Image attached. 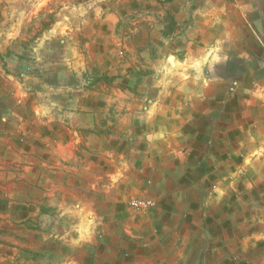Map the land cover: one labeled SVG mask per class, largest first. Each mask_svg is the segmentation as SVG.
<instances>
[{
  "label": "crops",
  "instance_id": "1",
  "mask_svg": "<svg viewBox=\"0 0 264 264\" xmlns=\"http://www.w3.org/2000/svg\"><path fill=\"white\" fill-rule=\"evenodd\" d=\"M81 2L14 12V38L48 21L45 83L19 106L0 91V224L5 193L77 223L85 179L97 222L144 242L105 264H264V0ZM132 192L155 193L135 223Z\"/></svg>",
  "mask_w": 264,
  "mask_h": 264
},
{
  "label": "rangeland",
  "instance_id": "2",
  "mask_svg": "<svg viewBox=\"0 0 264 264\" xmlns=\"http://www.w3.org/2000/svg\"><path fill=\"white\" fill-rule=\"evenodd\" d=\"M64 1H68L69 5L82 3V0ZM0 7L4 12L8 13L7 17H4L6 24H4L3 33L0 36L5 55V60L0 63V91L9 94L7 98H4L3 102L6 99L14 100V102L19 103V106L22 101L28 98H36L29 96V94L23 97L14 96L15 90L22 89L30 90L31 92L34 89L41 90L44 88L43 75L39 71L41 66L38 67L36 65L40 59L34 56L35 54L30 49V46L34 45V40L42 37L48 21L45 20L43 22L42 16H39L38 23L32 28V31L31 29H29V32L22 29L19 32V36L14 38V21L16 19L14 12L41 10L43 8L59 9V0H0ZM23 17L26 20V16ZM47 19L52 22L55 19L53 18V13ZM14 47L19 49H14ZM38 100L42 103L44 98L38 97ZM11 101H8L9 104H13ZM16 102L15 106H17ZM9 166L10 164L7 161L0 162V168L4 172L7 171ZM149 179L148 177L147 180ZM90 188L89 182L84 179L82 193L76 194L77 198L81 197L82 201L80 210L82 218L77 219V223L70 222V219H68V209L65 210L56 206L55 208L37 210L32 207V204L17 202L16 199L13 205L11 202L14 199L13 195L5 193L3 198L8 203L5 205L6 208L3 213L5 217H13L14 223L11 224V221H9L8 223L0 224V264H9V261L5 260L13 251L14 256H18L17 260H15L17 264H73L75 255L77 264H105L103 262L107 261L108 256H111L114 250L143 251L144 242L117 241L112 235L114 232H125L123 230L137 234L138 230L133 226H112L97 222L99 219L94 216L96 209L93 208L92 204L100 199L106 200L107 195L106 193L92 194ZM154 194V192L147 194L132 192L126 195L124 202L128 206L131 200L153 202ZM60 195L68 199H74L75 197L74 193L70 192L61 193ZM13 207L14 209H12ZM151 209L137 211L130 208L131 214L127 217H133L135 223L139 216L135 215L134 211L138 213ZM74 211L76 210L70 209V213L74 214ZM65 219L66 224L63 222ZM12 238H14V243L11 241Z\"/></svg>",
  "mask_w": 264,
  "mask_h": 264
},
{
  "label": "built area",
  "instance_id": "3",
  "mask_svg": "<svg viewBox=\"0 0 264 264\" xmlns=\"http://www.w3.org/2000/svg\"><path fill=\"white\" fill-rule=\"evenodd\" d=\"M154 206V203L152 201H146V200H131L129 202V207L133 210H145L152 208Z\"/></svg>",
  "mask_w": 264,
  "mask_h": 264
}]
</instances>
